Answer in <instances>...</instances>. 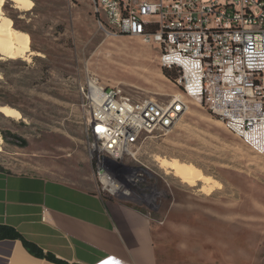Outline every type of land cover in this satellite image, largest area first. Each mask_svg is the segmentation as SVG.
<instances>
[{"label":"rangeland","instance_id":"obj_1","mask_svg":"<svg viewBox=\"0 0 264 264\" xmlns=\"http://www.w3.org/2000/svg\"><path fill=\"white\" fill-rule=\"evenodd\" d=\"M29 1L28 12L9 0L1 8L28 37L30 53L24 61L0 60V107L19 113L18 119L0 113V167L96 186L88 82L116 87L135 102L168 103L181 95L188 106L183 117L145 137L135 160H125L143 171L136 172L140 199L122 202L161 224V264H264V156L184 96L178 78L163 75L154 46L108 34L91 0ZM160 160L193 166L212 181L181 182L158 167Z\"/></svg>","mask_w":264,"mask_h":264},{"label":"built area","instance_id":"obj_2","mask_svg":"<svg viewBox=\"0 0 264 264\" xmlns=\"http://www.w3.org/2000/svg\"><path fill=\"white\" fill-rule=\"evenodd\" d=\"M91 2L108 34L154 46L161 67L179 69L183 95L264 156V0ZM85 100L99 195L108 201L140 199L142 175L136 172L142 169L125 160H135L145 137L173 128L188 111L186 102L181 95L168 103L135 102L116 87L89 84Z\"/></svg>","mask_w":264,"mask_h":264},{"label":"crops","instance_id":"obj_3","mask_svg":"<svg viewBox=\"0 0 264 264\" xmlns=\"http://www.w3.org/2000/svg\"><path fill=\"white\" fill-rule=\"evenodd\" d=\"M0 225L61 264H161V224L97 187L0 169ZM0 264H56L0 240Z\"/></svg>","mask_w":264,"mask_h":264},{"label":"bare ground","instance_id":"obj_4","mask_svg":"<svg viewBox=\"0 0 264 264\" xmlns=\"http://www.w3.org/2000/svg\"><path fill=\"white\" fill-rule=\"evenodd\" d=\"M9 1L12 2L14 6L13 8L23 10L24 12L31 11L33 8V4L29 0ZM4 3L5 0H0V60L6 58L10 60L20 59L24 61L26 55L30 53L29 39L26 35L15 30L12 21L4 17L1 10ZM88 84L94 88H98L92 82H88ZM0 113L7 118H19V113L9 107H0ZM157 164L161 170L164 172H172V174L179 178L181 182L187 184H194L195 181H200L207 185L212 181L210 178L203 176L195 167L183 164L179 161L171 162L168 160H160ZM209 187L207 188L208 191Z\"/></svg>","mask_w":264,"mask_h":264},{"label":"trees","instance_id":"obj_5","mask_svg":"<svg viewBox=\"0 0 264 264\" xmlns=\"http://www.w3.org/2000/svg\"><path fill=\"white\" fill-rule=\"evenodd\" d=\"M163 75L172 81H176L177 78L180 76V71L178 68H163L162 69ZM2 170V168L0 167ZM0 240H18L22 243L24 248L31 253L32 255L38 257V258H45L46 260L56 263V264H61L59 260H57L55 257H53L50 254L44 255L43 252L36 247L35 245L25 241L21 235L12 227L9 226H4L0 225Z\"/></svg>","mask_w":264,"mask_h":264}]
</instances>
